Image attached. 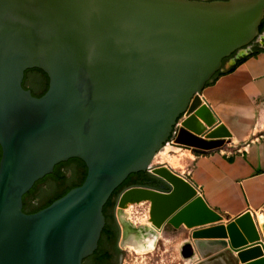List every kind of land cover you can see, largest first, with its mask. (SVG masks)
I'll list each match as a JSON object with an SVG mask.
<instances>
[{
  "label": "water",
  "instance_id": "water-1",
  "mask_svg": "<svg viewBox=\"0 0 264 264\" xmlns=\"http://www.w3.org/2000/svg\"><path fill=\"white\" fill-rule=\"evenodd\" d=\"M263 20L264 0H0V264H83L99 246L105 205L139 172L156 186L126 188L118 206L134 191L135 203H151L154 228L118 209L122 248L155 249L166 225L219 222L184 176L152 163L170 142L198 155L224 148L225 125L199 126L218 122L202 92L252 43L263 47ZM32 69L49 78L41 97L23 87ZM70 159L85 163L83 184L26 214L24 195ZM192 238L182 255L199 254L194 264H264L251 212ZM211 239H229V249Z\"/></svg>",
  "mask_w": 264,
  "mask_h": 264
},
{
  "label": "crops",
  "instance_id": "crops-1",
  "mask_svg": "<svg viewBox=\"0 0 264 264\" xmlns=\"http://www.w3.org/2000/svg\"><path fill=\"white\" fill-rule=\"evenodd\" d=\"M202 99L218 122L207 128L199 120V126L208 133L219 123L225 125L232 134L226 141L227 148L195 155L191 149L172 142L168 146L193 156L191 178L187 180L199 190L209 208L221 216L219 222L209 226L229 224L246 212L257 218L264 215V53L249 57L235 71L206 86ZM257 228L264 242L263 228L262 233ZM233 254L238 256L237 252Z\"/></svg>",
  "mask_w": 264,
  "mask_h": 264
},
{
  "label": "trees",
  "instance_id": "trees-1",
  "mask_svg": "<svg viewBox=\"0 0 264 264\" xmlns=\"http://www.w3.org/2000/svg\"><path fill=\"white\" fill-rule=\"evenodd\" d=\"M260 33H264V20L260 26ZM264 53V42L263 47L259 44H255L253 51L245 57L237 59L236 63L227 70L219 71L207 86L213 84L219 77L232 73L235 69L246 61L249 57ZM235 57L233 54L230 58L224 60L223 66L226 61ZM23 87L27 90H31L33 96H43L49 88V78L42 70L32 69L25 73L23 81ZM2 157V149L0 146V160ZM70 173V176H69ZM87 176V167L85 163L79 159H70L66 162H62L55 166L54 172L47 175L43 179L35 183L34 187L23 197V211L26 214H33L40 210H43L50 206L54 201L60 199L66 195L71 189L79 187L83 184ZM151 185L156 186V180L151 176L149 172H139L131 174L127 180L114 191L111 198L104 207L103 213L107 218V207L109 205H115L117 197L120 195L123 189L130 186L137 185ZM105 230V229H104ZM103 230V233H104ZM97 251L87 259L84 260V264H93V259L96 256Z\"/></svg>",
  "mask_w": 264,
  "mask_h": 264
},
{
  "label": "rangeland",
  "instance_id": "rangeland-1",
  "mask_svg": "<svg viewBox=\"0 0 264 264\" xmlns=\"http://www.w3.org/2000/svg\"><path fill=\"white\" fill-rule=\"evenodd\" d=\"M168 144L156 155L152 166H165L190 181L189 170H191L193 165V156L189 153H179L177 149L169 147ZM226 148L224 146L222 149ZM150 208V202L135 203L129 200L122 210L124 212L123 215L126 217L125 219L131 222L133 226L138 228L142 225H151L153 227L150 222ZM260 216L258 218L253 216V218L262 233V225L264 223H260ZM158 234L159 239L155 249L150 246L137 252L131 248L125 249L124 264H194L200 258L199 254H196L192 259H185L182 255L183 245L194 241L192 229H188L185 226L175 229L171 225H166L163 232Z\"/></svg>",
  "mask_w": 264,
  "mask_h": 264
},
{
  "label": "flooded vegetation",
  "instance_id": "flooded-vegetation-1",
  "mask_svg": "<svg viewBox=\"0 0 264 264\" xmlns=\"http://www.w3.org/2000/svg\"><path fill=\"white\" fill-rule=\"evenodd\" d=\"M209 1H228V0H209ZM258 43L259 42L252 43L251 47L253 48L255 44ZM124 190L125 189H123L122 192ZM119 196L115 201V205H109L107 207V218L104 227L105 230L103 229L104 233L102 232L101 239L99 241V246L96 250L97 254L93 259V264H124L125 261L124 250L127 249V247L122 248L120 244L122 238V225L118 217Z\"/></svg>",
  "mask_w": 264,
  "mask_h": 264
},
{
  "label": "bare ground",
  "instance_id": "bare-ground-1",
  "mask_svg": "<svg viewBox=\"0 0 264 264\" xmlns=\"http://www.w3.org/2000/svg\"><path fill=\"white\" fill-rule=\"evenodd\" d=\"M199 120H201V119H199ZM202 121V120H201ZM152 170V167L150 168V171ZM134 190V189H133ZM138 191V190H137ZM134 192V191H133ZM132 191H130L129 193H127L128 195L127 196H125V197H122L121 199H120V201L122 200L123 201V204L125 205H127L128 204V201L129 200H131V201H135V198L133 197V194H131V193H133ZM131 194V196L129 197V195ZM124 205L122 206V207H119V210L121 211V213H123L124 214V212H123V210H122V208L124 207ZM125 205V206H126ZM260 223H264V215H262L261 217H260ZM142 226H147L148 228H150V229H153V227L150 225V226H148V225H142ZM185 226V225H184ZM208 228V227H207ZM211 240H214V239H211ZM226 240H229V239H226ZM214 241H217V242H219V239H215ZM251 244V245H250ZM248 245H250V246H248ZM254 245V243H251V242H249L247 245H245V248L247 247V248H249V247H252ZM228 247H229V243H228ZM127 248H131V249H134V248H132V247H130V246H128ZM244 248V249H245ZM240 250H242V249H240ZM188 252V251H187Z\"/></svg>",
  "mask_w": 264,
  "mask_h": 264
}]
</instances>
